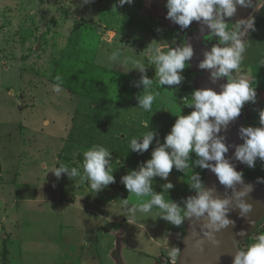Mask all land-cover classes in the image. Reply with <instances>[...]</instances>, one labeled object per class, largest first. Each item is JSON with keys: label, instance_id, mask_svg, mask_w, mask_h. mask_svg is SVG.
Listing matches in <instances>:
<instances>
[{"label": "rangeland", "instance_id": "374dc122", "mask_svg": "<svg viewBox=\"0 0 264 264\" xmlns=\"http://www.w3.org/2000/svg\"><path fill=\"white\" fill-rule=\"evenodd\" d=\"M251 3V9H237V5L236 14L249 12L240 20L235 14L223 20L228 32L235 31L242 20L253 21L251 28L240 27L238 35L246 50L229 78L246 79L255 88V99L242 109L246 127H261L264 0ZM138 9L136 0L123 4L120 0H0V264H5V250L6 264H118L119 260L155 264L161 257L165 264V251L151 236L153 227L168 230L167 247L174 245L179 234L183 239L187 218L176 226L163 218L165 212L158 206L147 213L139 211V206L160 194L184 209L186 201L198 194L195 180L174 173L167 178L157 175L150 181L151 191L137 197L122 178L146 165L158 143H165L179 115L195 110L182 89L186 66L180 71L179 84L163 85L158 100L166 111L158 114L81 98L62 87L56 92L57 84L50 78L53 56L70 51L144 78H159L157 49L164 54L176 48L174 31L184 36L187 46L202 24L209 32L204 45L212 49L234 44L222 43L203 19L181 27L168 18L167 0H146L136 13L135 27L129 20ZM30 31L32 36L24 41ZM90 114L96 119L89 120ZM149 131L154 133L152 152L144 161L124 162L120 153L124 138ZM91 137L114 139L112 147H103L110 152L115 180L97 191L83 172L84 153L98 146L90 142ZM257 160L258 166L250 169H264ZM60 164L76 167L81 175L62 172L57 177ZM257 181L264 189V182ZM169 183L171 189L165 187ZM110 196L117 197L115 203L109 202ZM113 218L118 223H109ZM127 219L135 221L128 225ZM260 234H264V217L247 236L257 239Z\"/></svg>", "mask_w": 264, "mask_h": 264}, {"label": "clouds", "instance_id": "9594fccd", "mask_svg": "<svg viewBox=\"0 0 264 264\" xmlns=\"http://www.w3.org/2000/svg\"><path fill=\"white\" fill-rule=\"evenodd\" d=\"M121 4L126 0H120ZM131 2V0H127ZM250 0H167L168 18L178 23L181 27H187L195 19H203L209 28L221 38V42L233 41L230 47H213L206 54V59L201 63V68L215 69L213 78L217 76H229L232 70L238 69L246 50V44L239 38L241 25L248 28L253 27V21H240L235 25V31L228 32V25L224 23L223 17H232L236 12L237 5L248 6ZM155 63L158 65L159 84L175 85L181 81L180 71L186 66V62L192 57L193 49L185 46L182 49H173L164 54H159L157 49ZM142 68V65H138ZM60 81V76L56 77ZM142 83L150 86L152 81L144 78ZM61 91L60 84L54 89ZM156 94H146L139 100V105L144 110H151ZM256 96L255 88L246 79L231 80L221 92L213 89L196 90L192 94L190 104H194L195 110L189 115H179L171 132L166 136L163 146L152 153V158L139 171H132L124 176L123 182L130 193L137 197L147 195L151 191V179L154 176L167 178L173 166L177 169L188 168L187 160L191 152H195L201 159L197 163L202 167H209L207 163L215 160L217 163L212 170L217 174L219 181L226 187H232L236 183H243L242 172L224 159V153L228 148L221 139L215 138L220 131L221 125L226 126L231 120L238 117L241 108L247 101H253ZM210 117L214 120L210 121ZM260 123L264 125V111L260 112ZM147 127V125H145ZM241 135L245 143L237 148L235 156L241 162L253 167L257 158L264 160V126L245 127L241 129ZM154 138V133L149 131L143 135L142 142L133 137L130 148L133 151H146ZM171 149L169 152L167 149ZM110 152L103 146H94L84 153L83 172L90 181L93 191L113 183L115 177L109 166ZM62 172L68 173L70 177L80 176L76 167L60 164L55 170L59 177ZM193 187L197 189V196L186 201L185 208L180 209L173 202H167L160 194H154L151 200L139 206V211L149 212L153 205L164 210V219L176 226L184 223L186 218L202 220L203 237L208 241L218 244L216 233L226 229L234 221L229 219L228 213L232 210V202L228 198H214L211 190H204L203 185L196 177ZM171 189V183L165 186ZM252 190L251 185L244 190L235 193V207L240 210V215L246 217L252 212L253 205L246 202L245 197ZM124 205L128 201H123ZM136 211V207L133 208ZM241 237L246 235L245 231L239 233ZM203 244V240L197 242ZM201 250H203L201 248ZM172 264L177 257H181V249L172 246L167 252ZM233 264H264V234H260L256 241L247 250H241L237 246L233 254Z\"/></svg>", "mask_w": 264, "mask_h": 264}, {"label": "trees", "instance_id": "16d2710c", "mask_svg": "<svg viewBox=\"0 0 264 264\" xmlns=\"http://www.w3.org/2000/svg\"><path fill=\"white\" fill-rule=\"evenodd\" d=\"M139 9L135 12L134 17L129 20V23L137 27L138 19L135 17L136 13L144 7L146 0H136ZM128 17V14L126 15ZM126 20V19H125ZM125 23V22H124ZM177 38L178 44L174 49H182L186 46V40L184 36L176 31H174ZM33 31L28 34H24V41L31 37ZM45 37H43L44 39ZM173 50V49H172ZM52 71L50 78L52 82L60 84V87L64 88L71 95L79 96L81 98H88L98 102L110 103L116 107H133L142 110L148 114H158L162 111H166L164 106L158 100L159 96L163 92V86L159 84V78L149 77L147 79L152 81L150 86H145L142 83L144 77L136 75L127 69H116L103 64L96 63L92 60L81 57L77 52L62 53L60 55H55L51 61ZM187 73L184 75V81L182 89L184 94L192 97L194 93V80L195 72L192 70L190 59L186 62ZM60 76L61 80L57 81L56 77ZM152 78V79H151ZM155 100L153 101L151 110H144L139 105V100L146 94H156ZM195 109V106H194ZM165 113V112H164ZM253 119V117H251ZM89 120L96 119V115L90 114L88 116ZM102 123V120H101ZM145 133L134 132L124 138L122 148L120 149L121 157L124 162L134 163L144 161L147 154L152 152L153 146L150 143L149 148L143 152L133 151L130 148V141L133 137H136L138 141L142 142L143 135ZM103 138L91 137L90 142L98 143V146H109L112 147L114 139H108L104 141ZM80 147L81 144L76 143ZM162 142L158 143V146H163ZM171 152V149H167ZM82 158V156H79ZM152 158V157H151ZM201 158L193 151L189 154L187 160L188 168L177 169L175 165L173 166L170 173H174L188 179L196 177L199 182L203 185L206 178V168L200 166L197 161ZM264 164V160L258 158L257 160ZM251 179L257 180L261 179L264 182V169H250L245 168L242 172ZM117 199L116 196L108 198L109 201ZM105 199V201H108ZM256 241L255 238L250 236L245 237L240 243L244 244L241 246L242 250H247L248 247ZM4 263L9 261L8 250L4 251L3 256Z\"/></svg>", "mask_w": 264, "mask_h": 264}, {"label": "water", "instance_id": "95a60500", "mask_svg": "<svg viewBox=\"0 0 264 264\" xmlns=\"http://www.w3.org/2000/svg\"><path fill=\"white\" fill-rule=\"evenodd\" d=\"M208 33L207 26L205 27L202 24L200 31H196L187 43V46H191L193 49L190 64L196 75L194 89L196 91L210 88L219 93L230 82L229 76H217L213 78L212 73L215 69L200 67L201 63L206 59V54L211 51V48L204 45ZM209 119L210 121L214 120L213 117ZM245 127L246 119L241 108L240 115L231 120L226 126L221 125L220 131L215 134V138L221 139L228 148V151L224 153V159L231 163L239 172H243L245 168H256L258 166L255 163L253 167H249L235 156L237 148L245 143V139L241 135V129ZM207 163L209 167L206 168L203 189L211 190L214 198H228L231 200L232 210L228 213V216L230 220L234 221V224L216 233L219 243L214 244L203 237V219L187 218L186 233L179 242L181 249L179 264H233V254L236 252L237 246L239 247L240 242L264 217V189L257 180L242 175L243 183H236L232 187H226L219 181L217 174L212 170V167L217 162L210 160ZM249 185H251L252 190L245 197H242V199L251 203L253 209L246 217H242L240 210L235 207V193L244 190ZM241 231H245L246 235L241 237L239 235ZM200 240H203L202 245L197 244ZM118 264H122L120 260Z\"/></svg>", "mask_w": 264, "mask_h": 264}, {"label": "crops", "instance_id": "0c3cea01", "mask_svg": "<svg viewBox=\"0 0 264 264\" xmlns=\"http://www.w3.org/2000/svg\"><path fill=\"white\" fill-rule=\"evenodd\" d=\"M109 202H113L115 203L113 200L112 201H109ZM127 221L128 225H131L133 223V221H135L134 219H127L125 220ZM109 223H118V220L116 221L114 218L113 219H110V222ZM143 225V224H142ZM139 226L140 228H144V226ZM168 230L166 229H163V227H153V231H152V238L154 239V242L157 244V245H160L162 247V250L165 251L164 253V258H167L168 257V249L170 248L169 246L167 247L166 243L168 242V233L166 232ZM178 240L176 239L173 244L174 245H171V246H176V247H179V242L181 241L180 239V234L178 235ZM85 238V236H84ZM160 263H163L162 262V257L161 259H159V261L155 262V264H160Z\"/></svg>", "mask_w": 264, "mask_h": 264}, {"label": "flooded vegetation", "instance_id": "af4514ba", "mask_svg": "<svg viewBox=\"0 0 264 264\" xmlns=\"http://www.w3.org/2000/svg\"><path fill=\"white\" fill-rule=\"evenodd\" d=\"M252 5H253V4L251 3V4H249L248 6H244V7H247V8L249 9ZM240 8H243V6H240V5H239V6L237 7V9H240ZM237 9H236V12L238 11ZM250 9H251V8H250ZM236 12H235V15L237 16V18H238L239 20H240L241 18H243V16H245L246 14L249 13L248 11H246L245 14H243V15H239V14H236Z\"/></svg>", "mask_w": 264, "mask_h": 264}, {"label": "built area", "instance_id": "2783aa9c", "mask_svg": "<svg viewBox=\"0 0 264 264\" xmlns=\"http://www.w3.org/2000/svg\"><path fill=\"white\" fill-rule=\"evenodd\" d=\"M165 264H172V261L169 256L167 257ZM175 264H179V257H177Z\"/></svg>", "mask_w": 264, "mask_h": 264}]
</instances>
